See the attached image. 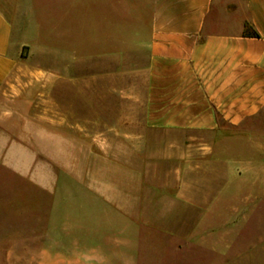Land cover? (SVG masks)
<instances>
[{"label":"crops","instance_id":"obj_1","mask_svg":"<svg viewBox=\"0 0 264 264\" xmlns=\"http://www.w3.org/2000/svg\"><path fill=\"white\" fill-rule=\"evenodd\" d=\"M0 161L48 191L35 264L264 257V0H0Z\"/></svg>","mask_w":264,"mask_h":264},{"label":"rangeland","instance_id":"obj_2","mask_svg":"<svg viewBox=\"0 0 264 264\" xmlns=\"http://www.w3.org/2000/svg\"><path fill=\"white\" fill-rule=\"evenodd\" d=\"M39 4L44 0H37ZM127 10V9H126ZM125 10V11H126ZM124 12V11H123ZM124 18V17H123ZM50 25L51 20L44 18ZM112 23H104L97 7L90 8V20L73 15L70 20V41L73 43L100 41L107 32L112 30ZM31 24H28L30 28ZM123 30L129 29V23L123 22ZM59 27V26H58ZM58 27L56 28L57 31ZM15 36L21 34L19 24L15 27ZM33 35V30L30 31ZM27 49V47H26ZM23 56L27 55V50ZM121 62L126 67L142 68L145 55L123 49ZM126 73V72H124ZM129 73V72H128ZM138 81L142 73H138ZM142 87H139V91ZM76 94V93H75ZM139 106V121H141ZM48 212V191L31 183L25 176L18 174L13 168L0 161V264H35V235H40ZM144 250V249H143ZM152 250V248H150ZM242 264H264L262 253L252 256Z\"/></svg>","mask_w":264,"mask_h":264},{"label":"trees","instance_id":"obj_3","mask_svg":"<svg viewBox=\"0 0 264 264\" xmlns=\"http://www.w3.org/2000/svg\"><path fill=\"white\" fill-rule=\"evenodd\" d=\"M246 32L252 35H259L258 32L251 26V24H246Z\"/></svg>","mask_w":264,"mask_h":264}]
</instances>
